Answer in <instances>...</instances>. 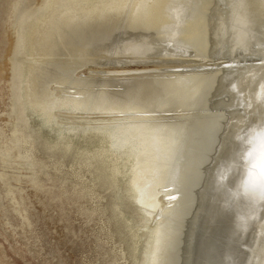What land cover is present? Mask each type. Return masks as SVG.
Masks as SVG:
<instances>
[{"label": "bare ground", "instance_id": "obj_1", "mask_svg": "<svg viewBox=\"0 0 264 264\" xmlns=\"http://www.w3.org/2000/svg\"><path fill=\"white\" fill-rule=\"evenodd\" d=\"M16 27L23 108L5 160L28 110L82 117L97 142L80 152L125 167L135 264L142 250V264H264V199L246 184L264 138V0H45Z\"/></svg>", "mask_w": 264, "mask_h": 264}, {"label": "rangeland", "instance_id": "obj_2", "mask_svg": "<svg viewBox=\"0 0 264 264\" xmlns=\"http://www.w3.org/2000/svg\"><path fill=\"white\" fill-rule=\"evenodd\" d=\"M44 2L0 0V264H135L129 218L140 221V216L126 192L124 205L119 198L125 167L117 155L105 156L101 149L80 152V147L93 149L97 142L93 133L83 134L82 117L61 112L63 117L47 125L35 111L28 110V123L18 124L20 142L5 160V149L13 145L16 135L13 111L23 108L21 74L12 67L16 20L19 13H33ZM27 59L23 54L22 62ZM79 74L88 75V70ZM240 109L244 126L239 124L237 129L241 136L248 132L246 116L253 115L247 114L249 106ZM88 116L92 114L83 117ZM62 133L75 141L70 148L53 145ZM206 206L207 219L213 214L208 201ZM123 208L129 218L121 213ZM143 258L142 250L141 264Z\"/></svg>", "mask_w": 264, "mask_h": 264}, {"label": "clouds", "instance_id": "obj_3", "mask_svg": "<svg viewBox=\"0 0 264 264\" xmlns=\"http://www.w3.org/2000/svg\"><path fill=\"white\" fill-rule=\"evenodd\" d=\"M253 167L250 169L247 181L248 192L257 199H264V138L261 139V148L252 154Z\"/></svg>", "mask_w": 264, "mask_h": 264}]
</instances>
